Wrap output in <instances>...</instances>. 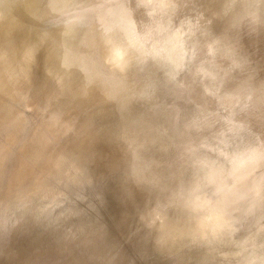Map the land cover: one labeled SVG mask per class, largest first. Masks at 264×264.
I'll use <instances>...</instances> for the list:
<instances>
[{
	"label": "bare ground",
	"instance_id": "bare-ground-1",
	"mask_svg": "<svg viewBox=\"0 0 264 264\" xmlns=\"http://www.w3.org/2000/svg\"><path fill=\"white\" fill-rule=\"evenodd\" d=\"M213 1L227 7V17L243 14L246 21L238 22L233 15L238 24L232 21L224 31L242 37L249 33L243 45L248 55L259 52L257 65L264 66V24L257 28L258 17L250 24L264 13L263 0L249 9L243 1ZM46 2L0 0V264H264V105L262 111L257 106L262 101L247 96L233 103L239 116L258 107L255 112L249 108L247 120L243 115L245 119H232L241 123H229L236 110L230 108L229 116L227 108V122L219 132L207 135L203 126L186 169L168 171L134 161L117 127L120 113L130 106L124 98V77L130 80L142 64L168 63L153 52L159 28L146 25L142 17L133 23L131 18L145 14L125 0L115 11L124 15L118 17L123 23L105 22L98 31L94 16L91 28L80 18L89 27L78 37L79 51L69 45L60 53L61 67L50 38L38 32V26L37 32L30 31ZM106 6L85 12L98 17V9ZM108 12L99 17L107 19ZM247 18L253 19L248 23ZM112 34L121 37L117 50L127 52L109 59L123 76L101 87L93 44ZM43 45L44 53L39 52ZM29 59L28 79L21 85L19 66ZM206 135L214 137L209 145L203 143ZM173 193L208 216L227 211L234 223L219 240L177 253L170 226L182 212ZM43 195L54 205L50 215L34 211Z\"/></svg>",
	"mask_w": 264,
	"mask_h": 264
},
{
	"label": "clouds",
	"instance_id": "clouds-1",
	"mask_svg": "<svg viewBox=\"0 0 264 264\" xmlns=\"http://www.w3.org/2000/svg\"><path fill=\"white\" fill-rule=\"evenodd\" d=\"M41 8L42 30L50 38L63 67L60 53L69 45L75 46L80 33L89 27L80 19L84 5L80 0H48ZM216 47L218 54L228 49L231 53L228 59L248 64L244 45L226 31L216 37ZM108 48L100 38L93 44V63L101 87L106 86L111 78L123 76L108 60ZM28 63L30 59L19 66L18 83L21 85L28 79ZM227 75V72L222 75L209 73L201 65L191 62H170L146 63L132 71L130 80L124 77V98L130 106L120 113L117 127L122 133L120 139L132 152L133 160L149 166L157 164L168 171L186 169L195 152V133L226 108L227 94L223 89ZM173 199L182 212L181 219L170 226L173 246L178 245L177 253L190 245L219 240L224 230L230 229L234 223L227 211L208 216L179 194L173 193ZM47 200V195L40 196L34 211L50 215L54 205L46 203ZM166 227L162 225V228ZM217 255L227 256L219 250Z\"/></svg>",
	"mask_w": 264,
	"mask_h": 264
},
{
	"label": "rangeland",
	"instance_id": "rangeland-1",
	"mask_svg": "<svg viewBox=\"0 0 264 264\" xmlns=\"http://www.w3.org/2000/svg\"><path fill=\"white\" fill-rule=\"evenodd\" d=\"M134 2L135 8H137L136 10H143V12H140L141 14H145L142 16H138L137 18H131V20L133 19V23H137L140 21V18L142 17L143 22L146 23V25L148 24H154L155 26H157L158 31H160V37L158 38V41L154 47V54H157L158 59L160 61H166L168 63L170 62H191L195 65H201L205 71L209 72V73H220L221 75L224 72H227L228 75L226 77L227 83L223 89L224 93L227 94V99L225 101L226 103V108L224 110H221V113H219L218 116L212 117L210 118L208 121H206L200 128L201 132H202V127L206 125V130L205 134H209L210 135L213 134L212 131L214 130V133L219 132L225 125L227 121H224V114L226 113L225 110L227 109V111L231 108L233 109V103H235L236 101L238 102L241 101V98H246L247 96L251 97L254 100L258 99V101H262L260 103V106L257 105L259 107V109L264 105V88H262V85H264V66L261 65H257L260 57L262 56L259 52L255 53H250L248 55V51L245 49L244 47V55L247 57L248 60V64H242L240 63L238 60L237 61H232L230 59H228V57L231 55L230 51L228 49H225L223 51L222 54H218L217 52V47H216V37L219 36L222 31H224V29L226 27L230 28L231 24L234 22V20L236 17L239 18L240 16H238L237 14L233 13L232 15H230L231 17L233 15H236L234 17H232L231 19L229 17H227L228 15L224 12H226L227 7H223V8H219L222 7L223 5H219L216 2H214L212 0V2L214 3V5L217 4V7L214 6L211 2V0H209L208 2H206V0H204L205 2H203V5H206V7L202 6V1L203 0H132ZM200 1L201 4H198ZM240 2V4L243 3H247L248 1V5H243L246 9H249L250 6L252 7L253 4V0H235ZM252 1V2H251ZM80 2L84 5V8L81 9L80 12V18H85L88 21L92 18V16L95 17L96 20L93 21L94 24V28H96V25L99 26L98 27V31L103 30V26L106 25L109 26V24H107V22H110V25L113 24V21L119 20L118 17H120V19L123 18L124 15L118 14L115 11H118L119 9H121V7H123V4L125 3V0H80ZM235 2V5H239V3ZM251 2V3H250ZM109 3V4H107ZM206 3V4H205ZM210 3V4H209ZM96 4V5H95ZM93 5V6H92ZM95 5V6H94ZM107 5L106 10H104L105 8H100L98 9V17L92 14H86V10L87 9H92V8H97V7H101ZM213 5V7H212ZM219 5V6H218ZM120 6V8H119ZM112 7V9H110ZM249 7V8H248ZM216 10V12H214V9ZM212 9L211 14L209 13ZM111 10V11H110ZM222 10V12H220ZM110 11V12H108ZM113 11V12H112ZM108 12L109 17L106 19L104 17L100 18L99 15ZM220 12V13H218ZM111 13V14H110ZM213 13L215 15V13H218L217 15L213 16ZM209 14L211 15V17H209ZM121 15V16H119ZM241 15V14H239ZM243 15V14H242ZM237 19V21L239 22V20L241 21L243 18ZM256 17H258L259 21H257ZM226 18V20H225ZM228 18V19H227ZM255 20H254V19ZM253 18H247L249 19L248 23H250V20L253 19V23L250 24H256L259 28L260 27V22L264 24V13H261L259 16L256 15ZM261 18V20H260ZM109 19H111L109 21ZM139 19V20H138ZM230 19V21H229ZM235 19V20H236ZM39 21L35 22V24L31 25L30 27V31L32 33L37 32H41V34H45L44 31L41 29V24H40V19H37ZM107 20V21H106ZM113 20V21H112ZM246 21V18L243 19V21ZM121 21V20H119ZM136 21V22H135ZM229 21V22H227ZM233 21V22H232ZM252 21V20H251ZM257 21V22H256ZM112 22V23H111ZM232 22V23H231ZM235 23V26L236 24ZM256 22V23H255ZM91 21H89V25L90 28L91 26ZM104 25H103V24ZM120 23V22H119ZM121 23H123L121 21ZM224 23V24H222ZM241 23V22H240ZM40 24V25H38ZM92 24V25H93ZM103 26H102V25ZM222 24V25H221ZM262 24V26H263ZM119 26H121V24H118ZM223 27H221V26ZM229 25V26H226ZM36 30H35V28ZM40 27L37 29V27ZM233 26V25H232ZM227 28V29H228ZM129 29V28H128ZM233 29V28H232ZM231 29V30H232ZM34 32H33V31ZM233 31H236L233 29ZM228 33V32H227ZM232 32H230L229 34L233 37L238 38L239 40H245L247 37V35L245 34V37L240 36L242 33H240V35H234L231 34ZM236 33V32H233ZM239 33V31L237 32ZM236 33V34H237ZM130 34H132L130 32ZM133 35V34H132ZM249 36V35H248ZM252 36V34H251ZM113 37H117V38H113ZM120 38V39H119ZM118 38V35H114L112 34V36L110 38H105V40L103 39V41L106 42V44L109 46L108 48V60L110 59H114L117 56L119 57L123 55L125 56V54L127 52H123V51H119L118 49V44H120V40L121 37ZM132 38H134L132 36ZM117 40V41H116ZM89 41L94 42L93 37H89ZM119 41V42H118ZM118 42V43H117ZM113 43V44H112ZM243 44V41L241 42ZM52 44V43H51ZM116 44V45H115ZM114 45V46H113ZM264 47V45L262 46V48ZM44 45L41 46V50H39V52L44 53V50H46ZM74 51H79L78 46H74ZM120 52V53H119ZM124 53V54H123ZM135 54H137V52H135ZM135 56V55H134ZM136 57V56H135ZM133 65V64H132ZM144 65V64H142ZM264 65V64H263ZM129 66H131L129 64ZM134 66V65H133ZM133 66H131L132 68H134ZM263 71V72H261ZM115 100H118V97L114 98ZM33 103V102H32ZM31 103V104H32ZM263 103V104H262ZM34 104V103H33ZM262 104V106H261ZM232 105V106H231ZM235 105V104H234ZM33 105H29L28 108L30 109ZM231 106V107H230ZM254 107L256 108V110L254 109ZM249 107L252 108L255 111H258V107L254 106ZM264 107V106H263ZM249 108L246 110L248 111L247 115L246 112L244 110V115L248 116L250 115V110ZM251 109V110H252ZM262 109V108H261ZM260 109V111H262ZM234 110V109H233ZM236 110V109H235ZM234 110V111H235ZM264 110V109H263ZM232 112V110H230ZM237 111V110H236ZM232 115L230 113L231 112H227L226 114H229L230 119L228 117V121L229 123H231L232 125L235 123H241V119L240 121L236 122L237 120H239V118H242L243 116H239L238 114V119H237V115H235L236 113H238V111ZM225 114V115H226ZM221 116V117H219ZM228 116V115H227ZM244 116V117H245ZM223 117V118H222ZM243 119L247 120V118L249 119L251 117H245ZM221 118V119H219ZM232 119H237V120H232ZM242 119V122L245 121ZM233 121H235L233 123ZM209 127V129H208ZM211 127V129H210ZM215 127V128H213ZM204 129V127H203ZM216 129V130H215ZM211 130V131H210ZM200 131H198V133H195V135L201 133ZM209 132V133H208ZM205 136L204 137V142L207 145H209L208 143L213 142V138L214 137H210L209 136ZM250 135V130H247L245 133H243L244 138L247 140L248 137ZM206 138V139H205ZM210 138V139H208ZM208 139V141H207ZM206 140V141H205ZM211 140V141H210ZM208 142V143H207ZM205 144V145H206ZM249 147H251L249 145Z\"/></svg>",
	"mask_w": 264,
	"mask_h": 264
},
{
	"label": "water",
	"instance_id": "water-1",
	"mask_svg": "<svg viewBox=\"0 0 264 264\" xmlns=\"http://www.w3.org/2000/svg\"><path fill=\"white\" fill-rule=\"evenodd\" d=\"M255 1H256V2L258 1V2H259V0H253V4H252V5H256V4H255ZM263 2H264V0H263Z\"/></svg>",
	"mask_w": 264,
	"mask_h": 264
}]
</instances>
